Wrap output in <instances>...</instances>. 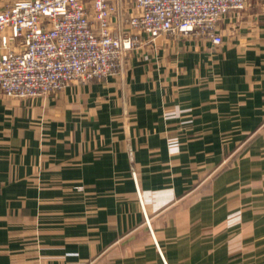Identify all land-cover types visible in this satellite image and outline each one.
Instances as JSON below:
<instances>
[{"label":"crops","instance_id":"1","mask_svg":"<svg viewBox=\"0 0 264 264\" xmlns=\"http://www.w3.org/2000/svg\"><path fill=\"white\" fill-rule=\"evenodd\" d=\"M219 32L142 34L120 75L0 92V264H264V0Z\"/></svg>","mask_w":264,"mask_h":264},{"label":"built area","instance_id":"2","mask_svg":"<svg viewBox=\"0 0 264 264\" xmlns=\"http://www.w3.org/2000/svg\"><path fill=\"white\" fill-rule=\"evenodd\" d=\"M131 33L113 34L112 0H6L0 7V92L27 99L71 83L120 75L141 35L195 36L223 41L219 23L239 18L250 0H132ZM18 41L20 49L9 46ZM129 169L137 186L133 151ZM138 189V186H137ZM146 219V218H145ZM148 223V220L146 219Z\"/></svg>","mask_w":264,"mask_h":264}]
</instances>
